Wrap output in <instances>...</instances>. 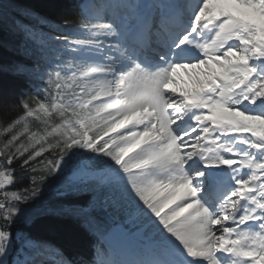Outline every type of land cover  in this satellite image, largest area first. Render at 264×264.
<instances>
[{
    "label": "snow or ice",
    "instance_id": "snow-or-ice-1",
    "mask_svg": "<svg viewBox=\"0 0 264 264\" xmlns=\"http://www.w3.org/2000/svg\"><path fill=\"white\" fill-rule=\"evenodd\" d=\"M0 48V264H264V0H0Z\"/></svg>",
    "mask_w": 264,
    "mask_h": 264
},
{
    "label": "trees",
    "instance_id": "trees-1",
    "mask_svg": "<svg viewBox=\"0 0 264 264\" xmlns=\"http://www.w3.org/2000/svg\"><path fill=\"white\" fill-rule=\"evenodd\" d=\"M20 2L22 3L30 2V0H20ZM58 2L64 5L70 4V0H58ZM47 11H48V14L52 16L54 19H59L60 15L67 14L69 12V9L67 7H57V8H50ZM7 55L8 54L0 48L1 61L4 60ZM12 59H15V57L12 58V55H11L7 61L5 60L3 62H8ZM49 194H50V197L47 199V188H46L42 192L41 196L39 197L37 201V206L44 207L46 205L55 203L59 199L55 195L54 187L53 189H49ZM42 228L38 230V233L42 236H46L50 232H52V229L45 230L44 228L43 229ZM63 243H66V246H64V248L66 249L65 251L69 253L70 255L77 256L79 254L84 253L83 249L86 246V242L85 240H82V238H80V236L74 232L73 233L72 232L63 233L62 244Z\"/></svg>",
    "mask_w": 264,
    "mask_h": 264
}]
</instances>
